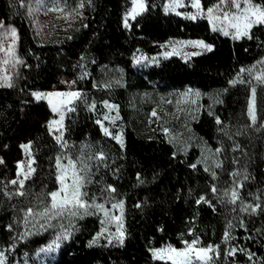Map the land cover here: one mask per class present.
Instances as JSON below:
<instances>
[{"label":"trees","instance_id":"obj_1","mask_svg":"<svg viewBox=\"0 0 264 264\" xmlns=\"http://www.w3.org/2000/svg\"><path fill=\"white\" fill-rule=\"evenodd\" d=\"M164 1L144 0L145 10L125 27L128 0H0L21 59L11 86L0 85V146L21 115L17 91L69 83L80 93L65 115L61 143L44 127L31 137L33 169L22 188L11 183L16 154L0 163V249L20 253L48 238L53 227L25 231V211L47 206L61 145L88 144L94 181L123 202V242L90 245L98 217L79 213L57 252L34 264H171L149 249L183 248L193 240L195 247L212 246L208 264H264V83L255 86L253 122L246 112L252 83L239 73L264 55V25L233 39L204 17L164 11ZM37 8L59 15L38 29ZM168 38H200L212 50L132 66L136 49L156 53ZM104 99L117 105L122 145L96 122L92 105Z\"/></svg>","mask_w":264,"mask_h":264},{"label":"rangeland","instance_id":"obj_2","mask_svg":"<svg viewBox=\"0 0 264 264\" xmlns=\"http://www.w3.org/2000/svg\"><path fill=\"white\" fill-rule=\"evenodd\" d=\"M129 4L125 8L122 14V22L125 25L126 14L132 9L133 4L132 0H128ZM177 0H165L163 3V10L165 11L166 7L168 12L179 13V15L184 17H190L195 15L196 17H204L208 21V24L211 29H213V23H210L207 10L209 8H215L216 5H220V10L213 13L215 16H221L224 11L235 12L236 9L229 4H220V0H216L207 8L196 9L192 7V0H179L180 6L175 8V11L172 10V5L176 4ZM254 4L262 5L255 3ZM201 5V4H200ZM243 7V2L241 3ZM56 13H52L45 8H37L35 10V16L33 17L34 25L41 29L43 28L50 20L54 18ZM131 19L128 17L127 22ZM0 23L3 24V27H0V45L3 46V50L0 51V85L10 84L14 78L17 67L21 63V59L16 51V38L13 43L11 34L8 33V29L14 28L10 23L3 21L0 17ZM217 31L222 33L219 28L221 27L219 21H216ZM264 25V24H263ZM230 32L229 37H232V34L235 30L228 29ZM8 33L7 35H5ZM223 34V33H222ZM203 41L200 38H168L160 43V49L156 53H147L142 49H136L131 56L132 66L135 68L147 65L157 64L161 59L168 56H178L182 59H186L193 53H199L204 50H207L203 46L193 45L191 43L184 42H196ZM205 45H210L209 43L203 41ZM12 47V51L9 53L8 48ZM165 53H170V55H165ZM7 60L8 63H4ZM139 61V63H137ZM244 69V71H241ZM251 70V71H248ZM240 75L247 81L252 83V86L249 89V96L247 100V116L252 121L249 115V101L253 98V88L255 89L256 84L261 83L256 79L257 76H264V55L252 62L249 65L243 66L239 70ZM5 77L7 80H5ZM262 84V83H261ZM38 92L42 94L47 93H67V92H79L77 89L73 88L69 83H66L63 88L53 87L48 90H29V91H17V94L21 100V115L19 120L11 132L8 142L4 146H0V161H3L5 155L8 152H14L18 157L16 164V175L15 180L19 184L20 180L27 178L30 173L29 169H33V160L30 154V149L28 148L25 151L21 145H29L31 137L36 134L42 127L49 129L50 121H61L63 127L58 125H53L52 130L50 131L54 138L61 143L63 128H64V119L67 111L70 109L71 103H67L70 99L65 96H52L45 97L43 99L37 100L33 93ZM49 99L52 100L58 108L57 112L52 111V107L49 104ZM112 106V107H109ZM96 112V122L99 125V128L103 134H105L104 129L108 130V135L111 137L117 144L122 145L123 134H122V122L118 112L117 105L110 100H102L100 104L94 107ZM107 117V118H106ZM106 135V134H105ZM119 136L121 141H117L114 137ZM59 137V140L57 139ZM93 147L91 145H81L78 149H71L61 145V154L59 156L60 167L57 166V161L55 164V175L57 185L52 192H62L61 181L57 179L58 176H64V185L65 190L71 196L74 191L73 182L75 176L83 177V187L82 192L87 193L83 197L90 207L85 209H66L63 212H60L59 209H52V198L49 193V200L47 206L41 209L25 211L24 221H25V231H30L38 226H50L53 227L52 232L46 240L37 246L33 247L30 250H25L20 253L12 251L11 248H1L0 253H3V264H34L39 261H42L52 255H54L59 246L68 238L69 232L71 230V220L75 215H72V211L79 213H94L98 217L99 226L97 231L94 233L93 237L89 241L90 245L98 244H121V232L123 233L122 240L124 237L123 231V209L113 208V204H119L122 202L121 199H116L114 196L103 193L101 185L94 181L93 176L95 168V159H94ZM69 160H72L75 164V169L69 166ZM19 166V167H18ZM65 170L66 173H65ZM75 172V176L73 175ZM19 173V175H18ZM110 189V188H109ZM101 197L100 200H96ZM95 205H103V210L95 207ZM107 212V215L105 213ZM59 213V214H58ZM113 217H120V220L113 219ZM65 236L67 238L65 239ZM58 245V246H57ZM161 247V248H166ZM161 248H151L149 253L152 258L153 250ZM183 248H176L182 250ZM200 248V247H197ZM45 249V251H41Z\"/></svg>","mask_w":264,"mask_h":264},{"label":"snow or ice","instance_id":"obj_3","mask_svg":"<svg viewBox=\"0 0 264 264\" xmlns=\"http://www.w3.org/2000/svg\"><path fill=\"white\" fill-rule=\"evenodd\" d=\"M243 2V7L241 6V3ZM229 4L232 7L236 9L235 12H230V11H224L221 16H215L213 15L214 12L220 10V5H216L215 8H209L207 10L208 16L210 23H213V31L217 30L216 27V21H219L221 27L219 30L223 33V35L228 36L230 35V32L228 29H234L235 31L232 34L233 39H239L241 36H248L249 35V30L253 27L255 24H264V6L254 4L252 3V0H220V4ZM133 7L132 9L126 14L125 17V27H128V17H131L132 19H135L137 15H139L141 12L145 10V5H144V0H132ZM180 6L179 0H177V3L172 5V10L175 11V8ZM192 7L196 9H200V0H192ZM55 11L56 9H50ZM165 11H168V8L166 7ZM179 14V13H177ZM190 19H195L196 16H190ZM0 27H3V24L0 23ZM8 33L11 34V37L13 39V43L15 42L16 38V29L15 28H10L8 29ZM6 33L5 35H7ZM250 38V37H249ZM184 43H191L193 45H199L203 46L206 48L208 51H211L212 48L210 45H205L203 41H196V42H184ZM3 50V46L0 45V51ZM12 51V47L9 46L8 52L10 53ZM199 53H193V55H197ZM165 55H170V53H165ZM4 63H8L7 60L4 61ZM139 63V61H137ZM241 71H244L242 69ZM251 71V70H248ZM256 79L260 81L261 83H264V76H257ZM5 80L7 78L5 77ZM6 86H11L10 84H7ZM253 98L249 101V115L252 119L253 122L256 120V114H255V89L253 88ZM33 96L37 99H43L45 97H52V96H65L69 97L70 99L67 101V103H71L72 99H76L80 97L79 92H67V93H47V94H42L38 92H34ZM49 104L52 107L53 112H57L58 108L55 104H53L52 100L49 99ZM109 107H112L109 105ZM72 109H69L71 111ZM156 113L153 112V115ZM107 118V117H106ZM62 119L61 121H50L49 122V129L50 131L52 130L53 125H58L59 127H63L62 124ZM219 123V120L217 121ZM99 123V121H98ZM104 132L106 135H108V130L105 128ZM117 141H121V138L119 136L114 137ZM59 140V137H57ZM122 143V141H121ZM22 148L25 149V151L28 150L29 145H21ZM219 151V150H218ZM99 159H103V153H101L98 157ZM2 163V161H0ZM57 166L60 167V160L59 158L57 159ZM69 166L75 169V164L73 163L72 160H69ZM19 167V166H18ZM192 167H195L193 165ZM31 172L32 169H29ZM67 170H65L66 173ZM19 175V173H18ZM73 175L75 176V172H73ZM59 181H61L62 184V192H52L50 193V196L52 198V204L51 207L52 209H59L60 212H63L66 209H85L87 210L90 205L83 200V197L87 195V193L82 192L81 189L83 187V182L84 178L75 176L74 182H73V187L74 191L72 192L71 196H69L68 192L65 190V185H64V176L60 175L57 177ZM12 184H16V180L11 181ZM19 184L21 188L23 187L24 181L20 180ZM110 191H115V189L110 188ZM213 191L215 192L216 189L213 188ZM23 195V193H20ZM231 202L235 203L238 194L237 192L233 191L231 193ZM202 200H204L203 197L200 198V200L197 201V203H200ZM95 207H98L99 209L103 210V205H95ZM113 208H120L121 210L123 209V202H120L119 204H113ZM252 211H255V208L252 209ZM29 214H31V210H29ZM59 214V213H58ZM72 215H76V211L71 212ZM107 215V212L105 213ZM113 219L120 220V217H113ZM227 237V233L225 234ZM123 233L121 232V243L123 242L122 240ZM67 236H65V239ZM198 243V240H193L191 243L185 242V248L182 250H178L171 245L167 246L166 248H161V249H156L153 250V257L154 259H160V260H165V261H170L171 264H196V262H199V264H208V262L212 259V257L209 255L210 252L213 251L212 246H209L207 248H197L195 245ZM58 246V245H57ZM41 251H45V249H41ZM235 252H230L229 255H232ZM3 253H0V264H3Z\"/></svg>","mask_w":264,"mask_h":264}]
</instances>
